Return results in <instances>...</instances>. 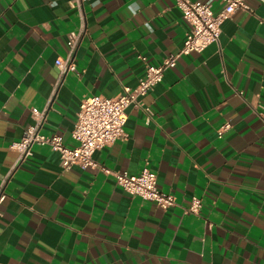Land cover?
Listing matches in <instances>:
<instances>
[{
  "label": "crops",
  "instance_id": "obj_1",
  "mask_svg": "<svg viewBox=\"0 0 264 264\" xmlns=\"http://www.w3.org/2000/svg\"><path fill=\"white\" fill-rule=\"evenodd\" d=\"M69 1L0 0V182L31 109L49 101L40 132L72 148L80 102L135 87L188 31L173 0H80V11ZM247 2L252 14L234 12L218 43L180 56L126 109L125 138L96 151L95 168L63 171L57 153L32 148L4 188L0 264H264V2ZM81 22L75 72L52 95ZM145 166L174 207L115 184L114 173ZM193 197L197 215L186 213Z\"/></svg>",
  "mask_w": 264,
  "mask_h": 264
},
{
  "label": "built area",
  "instance_id": "obj_2",
  "mask_svg": "<svg viewBox=\"0 0 264 264\" xmlns=\"http://www.w3.org/2000/svg\"><path fill=\"white\" fill-rule=\"evenodd\" d=\"M179 10L183 21L188 26L181 49L174 55L163 60L158 66L145 65V72L133 88L124 87L122 92L113 98L95 95L83 99L75 116L71 138L75 146L68 148L64 145L59 135L46 136L40 132L45 122L46 107L37 111L31 109L32 125L25 129L20 141L12 143L10 148L17 153L16 160L7 174L0 182V203L5 194L4 188L12 174L28 159L35 146H46L58 154L59 166L63 171H68L77 165L82 169L95 168L93 154L113 143L124 139V127L127 116L126 109L130 106L140 108L139 99L162 81L165 70L173 68L177 59L191 53H201L206 47L219 42L222 24L236 12L252 14L253 10L247 0H219L220 9L217 13L212 10V0L192 1L173 0ZM263 3L264 0H257ZM68 8L80 11V0L67 3ZM84 34L83 22L77 31L71 32L67 40V52L64 59H57L55 66L58 69L52 95L59 85V80L69 72H75L74 52ZM144 60V59H143ZM147 119L152 115L149 108H144ZM264 128V116L261 117ZM220 135V134H219ZM115 184L129 196H136L153 203L162 212L175 206L173 195L160 191L156 183V175L145 166L138 175H129L126 172L114 173ZM201 208V200L193 197L186 213L197 215Z\"/></svg>",
  "mask_w": 264,
  "mask_h": 264
}]
</instances>
